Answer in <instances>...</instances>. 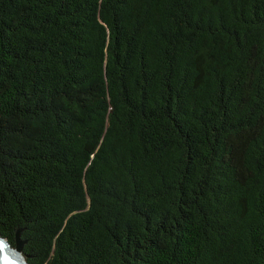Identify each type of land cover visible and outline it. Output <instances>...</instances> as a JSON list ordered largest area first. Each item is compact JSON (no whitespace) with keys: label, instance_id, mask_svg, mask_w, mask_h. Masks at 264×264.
Returning a JSON list of instances; mask_svg holds the SVG:
<instances>
[{"label":"trees","instance_id":"1","mask_svg":"<svg viewBox=\"0 0 264 264\" xmlns=\"http://www.w3.org/2000/svg\"><path fill=\"white\" fill-rule=\"evenodd\" d=\"M28 264H264V0H0V235Z\"/></svg>","mask_w":264,"mask_h":264},{"label":"clouds","instance_id":"2","mask_svg":"<svg viewBox=\"0 0 264 264\" xmlns=\"http://www.w3.org/2000/svg\"><path fill=\"white\" fill-rule=\"evenodd\" d=\"M0 264H28V257L0 235Z\"/></svg>","mask_w":264,"mask_h":264},{"label":"water","instance_id":"3","mask_svg":"<svg viewBox=\"0 0 264 264\" xmlns=\"http://www.w3.org/2000/svg\"><path fill=\"white\" fill-rule=\"evenodd\" d=\"M19 233H20V230H16V232H15V245H14V247L17 250L21 251L23 242L20 241V239H19Z\"/></svg>","mask_w":264,"mask_h":264}]
</instances>
